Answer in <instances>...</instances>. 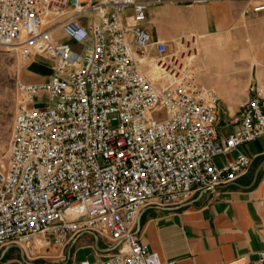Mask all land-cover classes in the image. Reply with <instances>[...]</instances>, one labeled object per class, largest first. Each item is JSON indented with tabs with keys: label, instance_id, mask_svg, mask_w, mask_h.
I'll return each instance as SVG.
<instances>
[{
	"label": "built area",
	"instance_id": "2783aa9c",
	"mask_svg": "<svg viewBox=\"0 0 264 264\" xmlns=\"http://www.w3.org/2000/svg\"><path fill=\"white\" fill-rule=\"evenodd\" d=\"M146 5L0 0V47L52 63L47 80L17 82L22 101L0 163V247L32 252L93 231L123 244L109 264H177L140 242L138 214L150 204L181 205L250 170L244 152L222 166L215 159L264 139V84H249L231 121L239 129L219 138L221 98L192 65L194 39L180 37L185 49L171 52L165 41H153L141 26ZM130 7L134 26L122 19ZM251 11H264V3L242 15ZM56 28L72 42L57 40ZM153 65L157 81L149 75ZM37 96L45 106L36 105Z\"/></svg>",
	"mask_w": 264,
	"mask_h": 264
},
{
	"label": "crops",
	"instance_id": "0c3cea01",
	"mask_svg": "<svg viewBox=\"0 0 264 264\" xmlns=\"http://www.w3.org/2000/svg\"><path fill=\"white\" fill-rule=\"evenodd\" d=\"M141 1L147 4V17L141 26L153 41L166 43L185 31L202 36L225 31L242 18L245 8L242 0ZM133 13L131 7L122 13L125 25H135ZM53 32L60 42H72L60 28ZM201 43L205 49L211 45L208 41ZM242 52L241 57L250 62L251 82L264 84V43L246 47ZM27 66L34 82L47 80L52 74V63L38 56L29 58ZM233 66L242 72L243 67ZM201 83L212 87L208 81ZM236 111L237 114L239 109ZM218 127L221 139L238 130L221 135ZM239 152L250 156L252 165L237 180L214 192L197 190L178 206L150 204L144 208L134 229L140 242L162 260H175L177 264H259V252L264 250V139L215 162L222 166ZM122 245L107 234L84 231L63 246H37L32 252L14 244L0 247V264H109Z\"/></svg>",
	"mask_w": 264,
	"mask_h": 264
},
{
	"label": "rangeland",
	"instance_id": "374dc122",
	"mask_svg": "<svg viewBox=\"0 0 264 264\" xmlns=\"http://www.w3.org/2000/svg\"><path fill=\"white\" fill-rule=\"evenodd\" d=\"M242 1L245 3V8H253L264 3V0ZM182 36L194 39L192 45L196 48V58L192 65L201 70V80L210 82L219 92L221 98L219 133L227 135L239 129L237 125H232L231 121L237 112L236 109H240L241 104L247 100L248 86L252 77L250 62L241 57L242 51L251 45L264 43V11H251L246 17L242 15V18L227 30L208 36L185 31L181 36L167 43L170 52L185 49L180 43ZM202 41H208L210 47L205 49ZM27 65L28 60H22L15 48L0 47V163L6 162L8 158L14 116L22 101L17 91V82H34ZM233 65L243 67L242 72L240 73ZM152 71L149 73L151 79ZM36 105L43 107L46 101L37 96ZM223 158L217 157L216 161L220 162Z\"/></svg>",
	"mask_w": 264,
	"mask_h": 264
},
{
	"label": "bare ground",
	"instance_id": "6f19581e",
	"mask_svg": "<svg viewBox=\"0 0 264 264\" xmlns=\"http://www.w3.org/2000/svg\"><path fill=\"white\" fill-rule=\"evenodd\" d=\"M153 70V71H152ZM151 71H152V80L153 81H157L161 76V72H159V69L155 66V65H153V67H152V69H151ZM150 71V72H151ZM164 80H166V77H164L163 78ZM165 82V81H164ZM163 82V83H164Z\"/></svg>",
	"mask_w": 264,
	"mask_h": 264
},
{
	"label": "water",
	"instance_id": "95a60500",
	"mask_svg": "<svg viewBox=\"0 0 264 264\" xmlns=\"http://www.w3.org/2000/svg\"><path fill=\"white\" fill-rule=\"evenodd\" d=\"M257 173H258V170L256 171V175H257Z\"/></svg>",
	"mask_w": 264,
	"mask_h": 264
}]
</instances>
